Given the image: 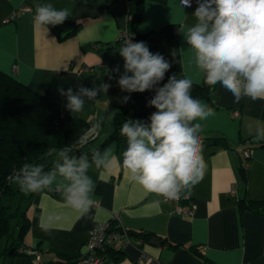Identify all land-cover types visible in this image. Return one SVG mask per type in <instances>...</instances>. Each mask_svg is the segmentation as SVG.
<instances>
[{
  "label": "crops",
  "instance_id": "1",
  "mask_svg": "<svg viewBox=\"0 0 264 264\" xmlns=\"http://www.w3.org/2000/svg\"><path fill=\"white\" fill-rule=\"evenodd\" d=\"M37 2L69 9L72 15L68 19L80 25L77 32L59 40L57 26L48 30L36 26L33 16ZM141 5L138 31L144 35L142 42L171 64L168 72L202 84L204 76L192 63L182 34L185 25L195 22L197 6L185 9L178 0H141ZM127 13V5L119 0H0V71L65 110L67 100L58 87H71L76 92L89 76L99 87L110 83L107 93L101 90L95 100H86L81 113L75 114L89 123L95 145L102 144L113 132L111 114L104 116L113 104H122L127 120L145 123L156 111L149 106L153 92H145L138 100L126 93L130 99L117 102L122 93L117 81L124 71L117 50L121 47L119 30L125 25ZM173 29L178 32L176 36ZM117 65L120 71L114 74L111 70ZM199 100L213 110L207 119L197 121L202 125L201 136H221L228 148L203 146V177L180 194L185 199L166 201L131 182L120 164L126 140H110L100 152L113 149L111 167L88 169L95 183V204L87 215L81 216L66 205L57 186L64 182L59 175L50 189L25 194L29 197L24 200L29 219L25 247H39L43 264H75L85 253L87 232L115 221L116 227L126 230L130 243L113 246L118 254L117 259L109 257L112 264H151L144 254L160 264H264V213L239 206L240 201H264V139L256 137L264 126V99L245 97L235 103L232 93L217 83L208 99ZM234 111L239 115L232 117ZM245 149L249 152L247 160L242 156ZM88 159L91 162L92 156ZM52 161L55 167L57 159ZM177 207L192 208L194 214L185 216L177 212ZM49 216L58 219L44 231L41 225ZM134 233L148 239L143 241ZM63 256L71 262L59 261ZM13 264L30 261L17 257Z\"/></svg>",
  "mask_w": 264,
  "mask_h": 264
},
{
  "label": "clouds",
  "instance_id": "2",
  "mask_svg": "<svg viewBox=\"0 0 264 264\" xmlns=\"http://www.w3.org/2000/svg\"><path fill=\"white\" fill-rule=\"evenodd\" d=\"M196 3L195 22L185 25L182 34L192 53V63L205 82L219 83L232 93L235 103L245 97L253 101L264 99V0H196ZM180 5L191 7V0H180ZM71 15L67 8L37 2L33 23L48 30L49 26L63 24ZM117 50L124 61L123 75L117 83L127 93L152 90L171 67L163 55L153 54L142 41L133 42L129 38ZM111 71L118 73L120 66ZM110 87V83H102L99 88L81 85L76 92L71 87L57 90L66 97V109L75 115L84 110L86 100H95L101 90L107 93ZM192 87L193 81L187 76H169L167 83L155 88L149 101V106L156 109L149 121L129 119L120 129L126 140L120 164L129 180L165 200L179 198L183 191L198 184L204 174L202 125L197 121L207 119L213 110L192 97ZM129 99L123 97L124 102ZM256 137L264 139V126ZM55 155L58 159L53 170L46 172L43 164L25 163L7 179L23 193L30 194L50 189L59 175L64 182L57 186L66 205L81 216L87 215L95 204V183L88 169L95 166L108 170L115 158L113 149L94 150L91 162L86 154L77 157L65 149ZM55 219L58 217L49 216L41 225L42 230L47 231Z\"/></svg>",
  "mask_w": 264,
  "mask_h": 264
},
{
  "label": "trees",
  "instance_id": "3",
  "mask_svg": "<svg viewBox=\"0 0 264 264\" xmlns=\"http://www.w3.org/2000/svg\"><path fill=\"white\" fill-rule=\"evenodd\" d=\"M129 2L132 15L129 29L136 35L135 42H141L144 39V35L138 31L142 16L141 0H129ZM79 27V24L67 19L57 26L59 40L71 37ZM171 75L175 74L167 72L160 84L145 92L155 93V88L167 83ZM83 86L99 88L92 76L84 79ZM213 89L214 85L206 83L203 79L200 85L193 83L191 95L196 99H208ZM145 92H133L132 99H140ZM126 93L122 91L117 102L122 101ZM121 107L122 104H113L104 114V116L111 114L113 132L102 144L95 145V136L89 134L88 122L0 71V264H13L17 257H25L31 263L41 251L39 247L29 249L24 245L23 239L29 229L24 200L29 197H26L18 185L10 183L7 178L17 173L25 163L43 164L46 172L53 170L55 167L52 160L58 159L55 153L61 149L77 157L82 154L91 157L94 150L101 151L108 141L119 142L122 137L120 129L127 120L126 113L121 110ZM201 138L202 145L206 148L212 150L219 147L228 148V143L221 136H201ZM241 172H244L243 169ZM239 206L242 209L264 213V201L246 204L240 201ZM13 222L16 224L14 227ZM114 224H116L115 221L109 222V228L112 231L119 229ZM129 234L131 235L130 232ZM134 235L143 241L148 239L147 235L142 233H134ZM117 254L113 247L107 251V255L113 259H117ZM59 261L71 262L65 256ZM204 262L203 264H209Z\"/></svg>",
  "mask_w": 264,
  "mask_h": 264
},
{
  "label": "built area",
  "instance_id": "4",
  "mask_svg": "<svg viewBox=\"0 0 264 264\" xmlns=\"http://www.w3.org/2000/svg\"><path fill=\"white\" fill-rule=\"evenodd\" d=\"M121 2H124L127 5L128 13L126 16V22L125 25L119 30V41L121 46L130 38L135 42L136 35L130 31L129 29V23L132 20V15L130 13V2L129 0H119ZM178 3L180 5V0H178ZM181 6V5H180ZM197 6L196 0H191V7H185V9H192L193 7ZM182 7V6H181ZM27 9L24 8L23 11H26ZM12 19H14V15L12 16ZM11 19H7L6 21H10ZM172 35L176 36L178 34L176 29H173ZM232 117L238 116V112L234 111L231 113ZM242 156L246 160L249 157V152L247 149L242 151ZM244 166H247V163L244 164ZM52 191V193H54ZM185 199V196H179L177 199H171L166 200L170 202H177L179 200ZM178 213H181L185 216H193V209L190 208L188 210H182L180 207L176 208ZM116 243L123 245L130 243L129 235L127 234L126 230L119 228L117 230H110L109 224H100L98 227L91 229L87 232V239L85 241V253L80 256V258L77 260L75 264H112L110 262L109 256L107 255V251L109 248L113 247ZM23 251V250H21ZM143 258L145 260H149L151 264H160V262L156 259H150V257H147L145 254L143 255ZM30 264H42L40 261V258L38 255L35 256V258L31 261Z\"/></svg>",
  "mask_w": 264,
  "mask_h": 264
},
{
  "label": "rangeland",
  "instance_id": "5",
  "mask_svg": "<svg viewBox=\"0 0 264 264\" xmlns=\"http://www.w3.org/2000/svg\"><path fill=\"white\" fill-rule=\"evenodd\" d=\"M15 222H13L12 224H13V227H14V225H16V224H14Z\"/></svg>",
  "mask_w": 264,
  "mask_h": 264
}]
</instances>
